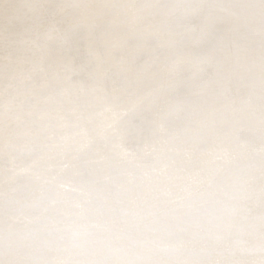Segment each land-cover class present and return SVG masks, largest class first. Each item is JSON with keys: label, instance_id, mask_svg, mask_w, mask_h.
Masks as SVG:
<instances>
[{"label": "bare ground", "instance_id": "bare-ground-1", "mask_svg": "<svg viewBox=\"0 0 264 264\" xmlns=\"http://www.w3.org/2000/svg\"><path fill=\"white\" fill-rule=\"evenodd\" d=\"M83 1L86 2L81 9L72 13L73 18L70 22L61 18L63 23H58L56 26L51 24L50 31L48 30L45 36L37 37L38 39L35 40L21 34L26 30L23 29L25 21L47 15L51 7L56 5L50 6L53 0L35 2L0 0V40L4 44L10 42V48L3 55L6 60L4 62L0 60V84L4 82L2 89L8 83L15 82V86H23L28 80L36 78V69L28 70L24 74H18L14 70L15 66L12 62L14 57L10 55L12 54L10 52L15 46L22 47L36 42L35 45L38 47L41 44L48 47L52 41H55L62 45L61 48L72 49L78 47L82 39V35L80 37L76 35L78 31L91 33L96 29L97 24L105 21V25L111 29L114 27L124 31H119L120 33L114 37L112 47L104 54L99 53L98 45H94V39L87 40L83 48L77 49V55L86 51L91 53L86 58V63H91V69L87 71L86 76L79 65H73L69 58L63 59L62 63L68 68V72L63 75H59L58 71L53 72L50 74L51 77L53 76L52 79L43 78L41 83L31 87L29 97L33 95L36 98L31 105L29 104L30 107L25 109L11 107L14 113L8 119L10 124L2 130L4 136L0 142V158L2 154L7 153L11 158L23 160L26 156L14 149H23V147L29 149L43 140L39 138L35 143H29L31 139L22 138V133L27 131L40 133L44 125L55 123V126L48 125V127L51 134L59 133V138L54 139L57 143L52 146L48 154L37 158L35 162L41 170L51 167L54 169V175L67 176L68 181L72 180L97 195L103 193L109 197L110 201L102 204L104 210L101 212L106 214L108 224L97 221L98 225L94 223V227L88 228L81 223H76L62 230L66 234L62 245L66 248V253L61 259L63 260L61 264H154L157 259L163 260L164 264H204L203 256L198 258L199 256L191 252L195 249L205 251L204 249L213 246L227 247L229 243L236 242L234 238L238 232L256 233L264 237V48L256 49L257 46L255 47L252 41L253 39L264 41V17L248 16L241 22L230 23V28L223 31L224 33H221L223 35L218 39L220 45L200 54L197 51L206 46V42L220 27L221 20L228 12L234 13L235 10L226 11L225 7L218 5L219 7L209 12L205 11L206 13L199 16L201 22L198 26L183 25V18L189 16L194 7L179 4L181 0H172L174 3L169 4V8L167 7L165 11L166 16H169L168 25L171 20L176 22L173 25L170 24L168 28L155 26L140 33L139 26L144 23H147V26L151 22L148 20L149 8L138 7V0H128L130 9H127L129 15L126 23H120L119 18L113 14L102 15L119 2L126 0ZM157 1L160 0H153V2ZM60 2H63V8L67 5H80V0H61ZM242 4L240 3L239 6L241 7ZM254 6L253 10H260L264 8V1L257 2ZM55 10L56 8L53 9ZM62 10L64 9H59L56 15H61ZM6 25L8 26L5 27ZM249 28L251 31L246 41L240 43L238 48H232L230 52L224 50L221 45L227 39H233ZM157 37H161V42L170 47L164 53L162 58L164 60L165 55H171L175 50L177 42L183 41L187 46L182 53L178 52L173 60L169 59L170 62L169 60L163 62L160 59L152 69L149 66H141L142 64L138 62L141 57L139 54L145 51L148 41ZM22 41L23 44H20ZM56 51L58 58L64 56L60 55L62 54L60 50ZM52 57L55 59V56ZM31 59L37 63L44 59V55L39 52L30 58L20 59L17 63L28 68L32 63ZM211 63L218 64L219 66L216 67L221 69L220 72L213 74L214 83L212 84L202 76L203 68ZM50 71H53V68H50ZM182 71H185L184 77L176 78L175 85L172 87L173 92L162 90L158 94L153 93L159 80L168 79L170 73L176 76ZM72 74L76 75L75 80L70 79ZM14 76L15 78L19 76L17 81ZM110 78L114 80V84L104 94L106 87L102 82ZM118 79L121 80L118 81ZM88 82L93 84L90 88L84 87V83ZM61 85L67 88L66 92H60ZM129 85L132 86L129 91L134 93L138 90L140 97L131 103H124L121 99L125 97L124 93L127 91L125 87ZM234 91L240 92L234 93ZM224 95L229 98V103L227 100H221ZM104 96L109 97L107 102L103 100ZM26 98L28 101L29 98ZM216 100L220 103L214 104ZM203 101L209 103L208 107H204L203 113L191 112L192 109L201 107L204 104ZM135 105L136 107L131 110ZM41 106H45L46 109L39 111L38 108ZM160 106L168 114L165 115L167 118L161 116L160 123L164 119L168 122L162 123L159 130L155 123L159 121L160 112L158 113L157 108ZM125 113L126 115L123 116L122 114ZM22 119L24 120L21 121ZM39 121L43 122L40 124L41 128L36 125ZM78 122L82 129L76 128V134L64 131ZM206 123L212 124L206 131H200ZM16 124L20 127H15ZM239 127H243L244 130H256L257 136L253 135L254 138H251L247 135L238 140V145L234 146V142L231 143L229 140L237 135L235 131ZM166 128L170 129L168 137L164 145L154 152L158 158L170 157L175 162L178 157H181L182 163L176 165L169 161V164L167 162L161 167H151V164H156L157 158L155 160L147 158L148 149L145 148L143 141L152 142L151 139L160 133H168L165 132ZM190 130L193 132L189 133ZM115 136L118 139L108 145V149L98 154L101 144L114 140ZM205 137L209 139L208 146L205 149H197L199 142ZM72 147H77L81 153L76 156L75 168L66 172L58 160L65 157L66 152ZM130 149L131 153L128 151ZM94 150L97 151L94 152ZM195 151L199 156L191 160L190 154ZM240 153H244L243 155L253 160L247 165H240L241 160L238 158ZM191 163L193 164L189 165ZM138 164H141L146 174L142 179L140 178L142 173L139 172L141 167ZM223 169H232V171L226 179L218 182V175ZM27 170L29 169L24 166L22 169L7 173L3 171L4 176L0 179V201L3 200V202H0V208H4L6 204L12 207L19 204L18 213H34L36 208L48 213L49 217L41 220L35 213L33 215L37 217L32 223L26 224L23 221L21 224L16 222L15 218L5 221L0 216V250L3 252V254L0 252V256L2 255L0 264H40L48 259L44 253L35 255L31 253V250L39 247L50 253V250L54 249L56 243L60 241L58 229L63 220L61 212L68 211L66 207L72 209L77 204L76 201L67 197L68 191L66 193L61 190L58 185L52 184V181L36 180ZM129 172L135 173L136 177L134 176L131 181L127 180L128 184L120 185L118 181H122L124 175ZM205 177L210 182L191 198L183 202L176 198L177 191L188 188L195 182L202 183ZM240 189L246 191L242 193ZM23 191L26 193L23 194ZM52 192L56 197L54 205L48 204L44 199L45 195ZM209 197H215L210 200L211 205L204 210L198 208L199 203L209 201ZM89 202L88 214L85 215L100 216L101 213L97 209L101 207V204H98L96 199H91ZM40 203L42 206H39ZM225 203L231 204L235 210L234 214L226 217L224 223L227 227L219 229L220 234L215 236L213 241L206 236L207 234L195 235L199 229L203 232L212 229L208 216L219 210L221 212ZM193 207L195 210L198 209L196 210L198 216L195 217L202 223L191 222L180 233V236L184 238H180L182 239L180 243L185 248H179L178 244L176 247L171 245L172 253L166 255L169 240L163 241V239L174 231V228L171 229L167 224H174L180 213ZM207 225H209L208 228H206ZM135 237L141 238L142 241L132 248L129 243ZM158 241L161 243L157 244ZM249 243V235H246L244 240L233 246L239 250L240 247L246 248ZM4 246H7L5 251H3ZM24 247H27V250ZM189 249L192 251L189 252ZM8 253L18 254L19 257L7 260L5 256ZM235 253L241 254V251L213 256L208 264H264L262 254L244 253L240 255V258H236ZM24 256L27 257L28 262L23 259ZM53 264H60V262Z\"/></svg>", "mask_w": 264, "mask_h": 264}, {"label": "rangeland", "instance_id": "rangeland-1", "mask_svg": "<svg viewBox=\"0 0 264 264\" xmlns=\"http://www.w3.org/2000/svg\"><path fill=\"white\" fill-rule=\"evenodd\" d=\"M31 1L35 2V1H38V0H31ZM60 1L61 0H53V2H51L50 6H53L55 4L56 5L53 6V7H51V9L49 10V13L47 15L41 16L40 18H36V19H26L25 24H24V28H23V29H26V30L23 33H21V34L26 35V36H29V39L34 38L35 40H37L38 39L37 37L40 38V36H45V33L48 30L50 31V28L49 27H51L50 26L51 24H53V25L56 26L58 23H63V21H62L63 19H61V18H64L67 22H70L72 20V18H73L72 17L73 16L72 13L75 12V10L81 9L82 6H83V4L86 2V1L80 0V5H73V6L67 5L66 7L63 8L64 4H63V2L61 3ZM173 1L170 0V2H169V0H160V1H157V2H153V0H138V3H137L138 7L145 6V7L149 8L148 9V13H150L149 14L150 17H149L148 20L152 24V25L149 24V25L146 26L147 23H144V24L140 25L139 26L140 27L139 28V32L141 33L143 31H145V30H147V29H149L151 27H155V26L156 27H163V28L166 27V28H168L170 26V24L173 25V23L176 22V21L171 20V23L168 25L169 16H166L167 15V12L165 11L167 9V7L169 8V4L174 3ZM261 1H264V0H253V1L252 0H222V1L221 0H187V2H186V0L179 1V4H181V5H186V6L188 5V6L194 7V10L190 12L189 16L187 15L185 18H183L184 19V22H183L184 24L183 25H194V26H198V23L201 22V19H200L199 16H202L203 13H206L207 11L208 12L209 11H212L213 9L217 8L218 5L225 7L224 9H226V11H229V9H230V11L235 10L234 13L228 12V14L226 15L227 18L224 17L221 20V23L219 25L220 27L217 28V30H215V33L212 35V37L209 39V41L206 42V44H205L206 46H204L202 48L203 50L200 49L199 51H197V53L203 54V53H205L208 50L210 51L212 49V47H215V46L220 45L219 42H218V39L223 35V34H221V33H224L223 31H225L226 29H229L230 28V26H229L230 23L238 22V21L241 22V21H243V18H245V17L248 18V16H252L254 18H262V17H264V8L260 9L261 11L258 10V9L256 11L253 10V8L255 7L254 5L257 2H261ZM240 3H243L241 7L239 6ZM237 5H238V7H237ZM115 6L113 8H111V9H109L107 12L103 13L102 15H104V14H113L114 16H116V17L119 18V22L120 23H126L127 22V19H128V15H129V13L127 12V9L128 8L130 9V7H129L130 4L128 3V0H126L125 2H119ZM54 8H56L55 11H53ZM59 9H64V10H62L60 12V14L62 13L61 15H56V12ZM155 9H157V11H155ZM25 13L26 12H24V14ZM10 16H12V14ZM20 16H25V15H20ZM191 17H194L195 20H194V18H191ZM19 18H21V17H19ZM48 18H49V20H48ZM202 22H203V20H202ZM224 23H226V24H224ZM47 24H49V25H47ZM105 24H106V21L105 22H102L100 24H97L96 29H94L91 33H88V32L85 33V32H82L81 31L82 34H80L81 32L78 31V33L76 35L79 36V37H80V35H82L81 36L82 39H80V41L78 43L79 46L78 47H74L72 49H64V48H61L62 45L60 46L58 42L55 43V41H52L51 44L48 45V47L45 46L44 44H41L38 47V46L35 45L36 42H34L32 44H28V45H25V46H22V47H20V45L19 46H15L14 48L11 49L12 52L9 51L10 53H12L10 55L14 57V59H13L12 62L14 64V66H15L14 70L16 71V73H18V74H24L26 71L31 70V69H36V72L37 73H36V78L30 79V81L28 80L27 83L25 85H23L24 87L23 86H15V82H14L12 84L8 83L7 86L2 89L1 87L4 84V82H2V84H0V138H1L0 139V142L2 141V138L4 136L2 134V130H3L4 127H8L9 126L10 122H9L8 119H10L11 118V114L14 113V110L11 109V107H17V108H20V109L21 108L22 109H25L27 107L29 108L30 105H31V102L36 98L33 95H31L29 97V95H30L29 91L33 87H35L37 83H41L43 81L42 79L43 78H46V77H49V78L52 79L53 76L51 77L50 74H52L53 72L56 73L58 71L57 73L59 75H61V74L63 75L64 73L68 72V68L64 67L65 64L62 63L63 59L69 58L71 60V63L73 65L74 64L75 65L76 64L79 65L82 73L84 74V76H86L87 75L86 74L87 71H89L91 69V63H86V60H87L86 58L91 53L89 51H86L84 53H81L80 55H77L76 54L77 49H80L81 47L83 48L87 44V40H92V39H94V45H98V51L100 50L99 51L100 54H104L107 50H109L112 47V45L114 43V40H115L114 37H116L122 30L121 29L118 30L117 28H114V27L111 29L110 27H108ZM123 25H125V24H123ZM7 26L8 25H6L5 27H7ZM227 26H228V28H227ZM250 31H251L250 28L249 29H246L244 31V33L242 32L240 34H237L235 37H233V39L232 38L227 39V41H229V42L226 41L221 46H223L224 47V50L227 51V52L232 51V48L233 49L238 48V46L240 45V43H242L243 41H246L248 39V35H250ZM8 32H10V31H8ZM18 32H21V31H18ZM51 32H53V31H51ZM122 32H124V31H122ZM32 33H35V34H32ZM158 39H159V41H157ZM11 41H13V39H11ZM252 41L254 42L253 43L254 46L255 47L257 46L256 49H262V48H264V41L262 39L261 40L260 39H257V40H254L253 39ZM177 43H178V44H176V46H177L176 48L177 49L175 48V50L172 52L171 55L170 54L169 55H165V60H164V59H162L164 57V53L170 47L166 46V44H164L163 42H161V37H157V39H154V40L152 39L150 42L148 41L146 43L145 51L143 53L139 54L141 56L139 58V60H138L139 64L140 65L142 64L141 66H143V67L149 66V68L152 69L156 65L157 61H159L160 59H162L163 62H166L169 59L170 60L171 59L173 60V58L177 55V53L178 52L179 53H182L184 51V48L187 46V44H184L183 41L177 42ZM20 44H23V41ZM154 46H156V47H154ZM9 48H10V42H6L4 44L3 41L0 40V56H1L0 57V60H2V62H4L6 60V58L3 57V55H4V53H6V50L9 49ZM56 50H60V52L62 53L60 55H64V56H61V57L59 56V58H58L57 57L58 55H57V51ZM9 52H8V54H9ZM30 52H32L33 54L30 53ZM39 52H42V54L44 55V59L41 60V61H39V62L37 61V63L35 61H32L34 59H31L30 62H32V63L28 66V68H24V67L21 66V64L17 63L18 60L24 59V58H30L33 55L38 54ZM22 53H24V54H22ZM69 53H71V54H69ZM149 53H151V54H149ZM52 56H55V59H53ZM170 60H169V62H170ZM35 63L38 64V65L36 66ZM42 63H43V65H42ZM140 65H138V66H140ZM216 66H219V65L218 64H212L211 63V64H209V65H207L206 67L203 68V74H202V76L204 78L206 77V79L208 80V83H210V84L214 83L212 81L214 79L213 74L215 75L217 72H220L221 71V69H218V67H216ZM2 67H4V66H2ZM50 68L51 69L53 68V71H50ZM38 73H39V75H38ZM184 74H185V71H182V72L178 73L176 76L175 75H172V73H170V75L168 76V79H162V80H159L157 82V86H156L157 88H156L155 92H153V93L158 94L162 90H166V91L167 90H170L171 92H173L174 89H172V87L175 85V82L177 80L176 78L178 76H180L182 78V77H184ZM37 75H38V77H37ZM14 78H15V76H14ZM17 78H19V76H16V78H15L16 81L18 80ZM210 78H212V79H210ZM70 79L75 80L76 79V75L75 74H72L70 76ZM111 79L112 78L107 79L106 81L102 82L103 86L106 87L105 90L103 91L104 94H106L108 92V89H110L111 86L114 84V80H111ZM4 80H5V78H4ZM120 80L121 79H118V81H120ZM92 84L93 83H89V82L88 83H84V87L90 88V86ZM26 86H29V87L26 88ZM19 87H21L22 89L19 88ZM131 87H132L131 85L125 87L127 89V91L124 93V96L125 97H123V99H121L124 103H131V102H133L134 100H136L137 98L140 97V92H138V90L134 91V93L129 91L131 89ZM60 88H61L60 89V92H62V93L63 92H66V90H67V88H65L64 85H61ZM183 88L185 89V87H183ZM17 89H19V90H17ZM239 92L240 91H234V93H239ZM26 97L29 98L28 101L26 100L27 99ZM228 99L229 98L226 95H224V98L222 97L221 100L222 101H225V100L228 101ZM103 100L105 102H107L109 100V97L104 96V99ZM195 100H199V99H195ZM203 102H204V104H202V106H201L203 108L197 107V108L192 109L191 112L203 113L204 107H208L209 106V103H207V101H203ZM217 103H220V101L216 100V102L214 104H217ZM228 103H229V101H228ZM160 104H158V105H160ZM220 106H222V105H220ZM44 107L45 106H41L40 108H38V110L41 111ZM135 107H136V105L133 106L131 108V110L133 108H135ZM44 109H46V108H44ZM157 110H158V113L160 112L159 113V121L156 122L155 124H156V127H158V129L160 130L161 127H162V125L163 124H166L168 122L167 120L164 119L160 123V118H161V116L164 117V118H167L166 116L168 114L164 112L165 109L163 107H161V106L158 107ZM122 115L125 116L126 113L125 114H122ZM123 116H121V117H123ZM152 117H153V115H152ZM23 120L24 119H22L21 121H23ZM73 120H75V118H73ZM42 121L45 122V120H42ZM42 121H39L36 124L37 127L41 128L40 127V124L43 123ZM79 124H80V122L75 123V124L69 126L64 131H69V133H75L76 134L77 133V129L76 128H80ZM193 124L196 125V123H194V122H193ZM211 124H208V123L204 124L202 126V128H201L200 131H206V129H208ZM48 125L50 127H53V126H55V123H49V124H46V126L44 125V127L41 128V132L40 133H35V132H31V131H27L25 133H22L23 134L21 136L22 138L24 137L26 139H31L29 141V143H32V142L35 143L39 138H41L43 140V141H40L39 144H37L35 147L31 146L29 149H28V147H25V149H24V147H23V149H18V148L14 149L19 154H22V155H25L26 156L23 160H19L18 158H11L7 153L2 154V156L0 158V179L3 178V176H4L3 175V171H6V173H7V172H11V171H13L15 169H22L25 166V167H27L29 169V170H27V172L31 175V177L35 178L36 180L46 179V180H49L50 182L52 181L51 183L52 184H55V185H58V187L61 190L65 191V192L68 191V193L67 192L66 193L68 194L67 197L69 199H71L72 201H76L77 202V204L75 205V207H73L72 209H69V208L66 207V209L68 211L61 212V214L63 215V220H62V222L60 224L61 227L59 226V229H58V237L60 238V241L62 243L60 241L58 243H56L57 245L54 247V249H51L50 250V253H48L46 249L39 248V247L38 248H34V249L31 250V253L32 254L38 255L39 253H44L46 255V257L48 258L45 261H42L40 264H44V263H46V264L52 263L53 264V263H58V261L61 264V263H63V260H61V259L63 258V256L66 253V248L62 246L63 243L65 242L66 234H64L62 232V230L64 228H67V227H70V226H74L76 223H81L82 225H84L85 227H88V228H92L95 225H98V222H100V223L102 222L104 224H108L109 223L108 222L109 220L106 218V214H103L101 212L104 210L103 209L104 208L103 207L104 203H106V202H108L110 200H109V197L107 195L103 194V193L97 195L96 193H94L92 191H89L86 187L79 186V184L74 183V181H72V180H69L68 181V179H67L68 177L67 176H64V175H61V176L60 175H54L53 174V170L54 169L51 168V167L50 168H47L46 170H41V167L38 165V163L35 162V160L37 158L41 157L42 155L48 154L50 152L52 146L55 145V143H57V141H55L54 139H58L59 138V133L56 132V133H52L51 134L50 127H48ZM15 127H20V126H19V124H16ZM80 129H82V128H80ZM95 129H97V127H95ZM168 130H170V129L169 128H166L165 132H168ZM249 131L250 130H246V129L244 130L243 127L237 128L236 131H235L237 133V135L233 136L229 140V142H231V143L234 142L233 145L236 146V145H238L237 141L240 140V139H242V138H245V136L247 137V135L248 136H251V138H254V136H257V131L256 130L250 131L251 135H250V133H248ZM59 132H61V130ZM188 132L189 133H192L193 130H190ZM42 134H43V137H41ZM54 134H55V136H54ZM168 134H169V132L168 133H165V134L160 133V135H158L154 139H151L152 142L146 143L145 141H143V143L145 145V148L148 149L147 158L148 159H153V160H155L157 158L156 159L157 161L155 162L156 164L155 165L154 164H151V167H154V166L161 167L162 165H164L167 162H168L167 164H169V161H171V164L172 163H175L176 165H179L180 163H182L181 162L182 161V158L181 157H178L177 161L175 162L170 157H168V158L167 157H163V158L162 157H159L158 158V156L154 152V151L160 149L164 145L165 139L168 137ZM113 138H114V140L108 141L106 143L101 144L100 149H99L100 150L99 152L97 150H94V152L97 151L98 154L104 152L106 149H108V145H110L113 141H116L118 139V137H116V136L113 137ZM208 142H209V139L207 137H205L203 140H201L199 142L197 149H199V148H204L205 149L208 146ZM107 143H109V144H107ZM130 148L132 149V147H130ZM131 149L128 150V151L130 152ZM72 153H75V154H72ZM80 153H81V151L79 152V150H78L77 147H74V148L72 147V148H70L66 152V156L63 157V158H60L58 160V162H59L60 165H63V167L66 170V172L68 170H72L76 166V156H78ZM243 154L244 153H240L239 154L240 156L238 155V158L241 160L240 165H247L253 159L250 158V157H247V156H245ZM69 155H70V157H69ZM178 155L181 156V154H178ZM192 155H193V157H192ZM198 156L199 155L197 154L196 151L195 152H192L190 154V159L191 160H195V159L198 158ZM192 164L193 163H191L189 165H192ZM140 165L141 164H138V166H140ZM30 166H31V168H30ZM36 166H37V168H35ZM165 167L167 168L169 166H165ZM191 167L194 168L193 166H191ZM32 169H34V170H32ZM231 171H232V169H230V170L223 169V171L220 172V174L218 175L219 176L218 182L226 179L230 175V172ZM139 172L142 173L140 175V178L142 179L146 175L144 173V169L142 167L139 168ZM48 173H49V175H48ZM47 175L49 177H47ZM63 176H64V179L62 178ZM124 176L125 177L122 179V181L121 180L118 181V182H120L119 183L120 185H122L123 183H124V185L125 184H128V181H131L132 178H134V176L136 177V174L129 172V173H126ZM206 178L207 177H205V179H203L201 181L202 183L195 182L190 187H188V188H182L181 190L177 191L176 194L178 196H176V198L180 202H183L185 200H188L194 194H196L200 190V188L204 187L207 183L210 182V180H206ZM125 179H126V182H125ZM204 181H205V183H204ZM206 181H208V182H206ZM120 185H118V186L121 187ZM197 185H199L200 187L197 186ZM69 186H70V189H69ZM240 191L243 193L246 190L245 189H240ZM22 193L24 194L26 192L23 191ZM209 198H210L209 201H207L205 203H202V204L199 203V205H198L199 207L198 208H200L201 210H204V209L208 208L211 205V201L210 200L211 199H215V197H209ZM44 199L47 200V203L50 204V205H54L56 203V197L53 195V192L52 193H48L47 195H45V198ZM91 199H96L98 201V204H101V207H98V209H97V211H99L101 213V214H99L100 216H97L96 217V215H93L92 216L90 214L89 215H85V214H88V212H87L88 211V208H89L88 205L90 204L89 201ZM0 202H3V200H1ZM17 202H19V201H17ZM225 204L226 205L221 210V212H219L220 211L219 210V211L213 212V214L211 213V215L208 216L209 217L208 220L211 221L209 223V225H212L213 226L212 229L210 231H204V232L201 229H199V231H196L195 232V235L196 234H198V235L207 234L206 236L208 238H210L211 241H213L215 239V236L217 237L220 234L218 230L221 229V228H223V227L224 228L227 227V225L224 223L226 221V217L228 215H230V214H234L235 213V210H234V208H232L231 204H227V203H225ZM39 206H42L41 203L39 204ZM43 207H45V206H43ZM19 210H20L19 204H15L14 207L10 206V204H6V206L4 208H0V216L5 221L13 220L15 218V221L18 222V223L21 222V224H22L23 221H25L23 223H26V224L29 223L30 224V223H32L36 219L37 216H38L37 218H39L41 220L46 219V218L49 217L48 216V213H46L45 211H42V210L40 211L39 209L37 210L36 208L34 209V210H36L34 213L32 212V213H28V214L26 212H20V213H18ZM196 210H198V209H196ZM196 210L193 207L191 209L185 210L184 212L180 213L178 215V218L176 219V222H174V224H171V223H169V221H167V223H169L167 225L169 227H171V229L174 228V231H172V234H171L172 236L169 235V236H167V237H165L163 239V241L164 240H169V243L167 244V245H169V248L166 250V255H170L172 253L171 252V250H172L171 245L174 246V247H176V245L178 244V245H180L179 248H185L180 243V240L184 239L183 237L180 236V233L183 230H185L189 226V224L191 222L192 223H198V224L202 223L200 220H197L196 217H195V216H198ZM33 214H35L37 216L35 217ZM213 215H214V217H213ZM258 221H262V220H258ZM94 223H95V225H94ZM209 225H207L206 228H208ZM33 228H34V226H33ZM196 229H198V228H196ZM238 233L235 234V238H234V241H236V242L229 243V246H227V247H217V246H213V247H208V248L204 249L205 251H201L202 249H195L194 250L195 253L194 252H191L192 250L189 249V252H191V253L199 256L198 258H200V257L203 256V258H204L203 259V263L204 264L205 263L208 264L211 261V258L213 256L222 255V254H225L227 252H239L240 253V251H241V254H238V253H235L234 254L236 256V258H240L241 257L240 255H243L244 253H248V254H250V253H258V254L264 255V241H263L264 240V237L258 236L256 233H246V232H238ZM91 234L93 235V233H91ZM246 235H249V239H250L249 245L250 246L249 245H247L248 247L246 246L247 250H246L245 247L243 249H242V247H240L241 249L237 250L238 248L236 246H233V245H235V243H238L241 240H244ZM75 238H77V237H75ZM180 238H182V239H180ZM141 241H142L141 238H138V237L132 238L131 241H130V243H129L130 244L129 246L133 248L136 245H138ZM80 242H82V241H80ZM156 243L157 244H160L161 242L158 241ZM164 246H165V244H164ZM6 247L7 246H4L3 247V251L6 250ZM24 249L27 250V247H24ZM0 252H1V250H0ZM208 252H210L211 254L208 253ZM1 253L3 254V252H1ZM1 257H2V255L0 256V258ZM18 257H19L18 254H11V253H8L5 256V258L7 260L9 258H12L13 259V258H18ZM23 259L28 262L27 257L24 256ZM7 260H5V261H7ZM157 262H159V263H157ZM164 263L165 262L163 260H158L157 259V261L154 264H164ZM24 264H27V263H24ZM139 264H141V263H139Z\"/></svg>", "mask_w": 264, "mask_h": 264}]
</instances>
